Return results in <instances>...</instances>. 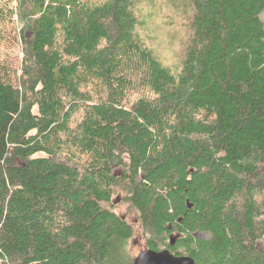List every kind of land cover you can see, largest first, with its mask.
<instances>
[{
	"label": "trees",
	"instance_id": "trees-1",
	"mask_svg": "<svg viewBox=\"0 0 264 264\" xmlns=\"http://www.w3.org/2000/svg\"><path fill=\"white\" fill-rule=\"evenodd\" d=\"M141 3L187 22L176 60ZM15 16L20 75L2 60ZM263 16L264 0H0V264H132L136 224L144 249L264 264Z\"/></svg>",
	"mask_w": 264,
	"mask_h": 264
},
{
	"label": "rangeland",
	"instance_id": "rangeland-1",
	"mask_svg": "<svg viewBox=\"0 0 264 264\" xmlns=\"http://www.w3.org/2000/svg\"><path fill=\"white\" fill-rule=\"evenodd\" d=\"M15 4V2H14ZM165 4V3H164ZM141 8L143 14L148 16V23L154 28V36L151 38L155 39L157 43L161 45L160 54L165 62L170 63V61L176 60L183 53L184 45L183 42L188 37L190 30L186 24L183 17L176 15L175 9L167 8L166 6L161 7L163 13L160 14L159 10L149 9L150 6L141 3ZM161 17L167 18L162 19ZM264 17V16H263ZM9 21L6 27V41L2 45V60L7 62L14 70L15 75H20L21 71V61L24 56L21 50V41L19 38V27L15 21ZM186 25V26H185ZM153 32V33H154ZM119 174L123 175L124 171L121 168ZM118 193H115L114 198L118 200L116 203V210L119 214L128 216L130 222H134L138 218V213L130 207L128 203H125L122 198L125 196V190L119 188ZM120 198V200H119ZM144 230L139 224L134 225V235L130 240L129 248L133 255H138L139 252L144 249L145 236L142 233ZM144 236L142 238L141 236ZM202 237H207L208 234L201 232L199 233ZM260 247H263V243H259Z\"/></svg>",
	"mask_w": 264,
	"mask_h": 264
},
{
	"label": "water",
	"instance_id": "water-1",
	"mask_svg": "<svg viewBox=\"0 0 264 264\" xmlns=\"http://www.w3.org/2000/svg\"><path fill=\"white\" fill-rule=\"evenodd\" d=\"M132 264H196L188 254L176 255L168 249H143L135 257Z\"/></svg>",
	"mask_w": 264,
	"mask_h": 264
},
{
	"label": "flooded vegetation",
	"instance_id": "flooded-vegetation-1",
	"mask_svg": "<svg viewBox=\"0 0 264 264\" xmlns=\"http://www.w3.org/2000/svg\"><path fill=\"white\" fill-rule=\"evenodd\" d=\"M172 243L174 244V241Z\"/></svg>",
	"mask_w": 264,
	"mask_h": 264
}]
</instances>
